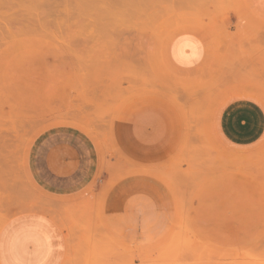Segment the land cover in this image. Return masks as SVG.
Here are the masks:
<instances>
[{"label":"rangeland","instance_id":"obj_1","mask_svg":"<svg viewBox=\"0 0 264 264\" xmlns=\"http://www.w3.org/2000/svg\"><path fill=\"white\" fill-rule=\"evenodd\" d=\"M16 1L9 13L24 18L13 22L0 5V228L65 202L79 209L64 213L75 240L69 264H264V227L242 212L234 153L205 132L198 89L189 92L167 62L169 41L190 26L219 51L231 29L261 39L264 26L241 0H95L71 6L69 19L35 15L37 26L25 16L46 3ZM147 110L161 112L168 146L126 145V123ZM57 125L100 145L95 183L62 201L26 171L33 138Z\"/></svg>","mask_w":264,"mask_h":264},{"label":"crops","instance_id":"obj_2","mask_svg":"<svg viewBox=\"0 0 264 264\" xmlns=\"http://www.w3.org/2000/svg\"><path fill=\"white\" fill-rule=\"evenodd\" d=\"M241 5L253 22L264 26V0H241ZM199 30L190 26L175 34L167 46V62L189 92L198 89L205 132L234 153L242 212L251 216L252 227H264V32L258 34L261 39L252 38L254 31L247 34L250 38L240 39L231 29L219 51ZM164 131L161 112L147 110L130 117L124 141L130 147L168 146ZM96 148L99 143L78 128L44 129L27 150L28 179L55 201L78 198L95 183ZM50 206L46 213L26 211L5 221L0 228V264H69L75 240L69 239L64 213L79 209L65 202Z\"/></svg>","mask_w":264,"mask_h":264},{"label":"bare ground","instance_id":"obj_3","mask_svg":"<svg viewBox=\"0 0 264 264\" xmlns=\"http://www.w3.org/2000/svg\"><path fill=\"white\" fill-rule=\"evenodd\" d=\"M36 1H43V3L45 4L46 3V5H43V7L44 8H35L34 10H33V12H35L33 15H32V18H30L31 16L29 15V13H28V11L26 10V9H24V10H22V12H23V14L24 13H28V16H25V17H27V22H31V24L30 25H32V23H37L38 21H40V23H41V20L43 19V18H39V17H43V16H41V15H46V19H47V15L49 16V15H55V16H60V15H62L63 16V12H65L66 14L68 13V15H66L65 16V18H67V17H69V12L71 13L72 12V10L70 9V7L71 6H73V5H75V6H80V4H85V3H87V6H94L95 5V0H83V1H77V0H18V3H26V2H29V3H32V2H36ZM104 1V0H103ZM106 1V0H105ZM112 1V0H111ZM114 1V0H113ZM117 1V0H116ZM123 1V0H122ZM15 2L17 3V1L15 0H0V5H4L3 7H5L6 8V10H7V13L6 14H3V17L6 19V20H12V22H13V20H15V19H17V18H15V17H19L18 19H20V18H22L23 17V15H22V13L20 14L19 12H18V14H16V13H14V12H11V13H9L10 11H12L15 7ZM100 2V1H99ZM101 3H103V5H104V2H101ZM101 3H99V5H102ZM107 3H108V0H107ZM112 3V2H111ZM98 4V3H97ZM109 4V3H108ZM114 4V3H113ZM117 4H118V2H117ZM111 5V4H110ZM18 6H20V5H18ZM42 6V5H41ZM81 6H86V4L85 5H81ZM86 6V7H87ZM108 7L107 6V4L106 5H104V7ZM100 7L101 6H98V8L100 9ZM105 7V9H107ZM110 7H112V5L110 6ZM126 7V6H125ZM75 8H77V7H75ZM90 8V7H89ZM88 8V9H89ZM80 9V7H78V9L77 10H79ZM84 9V8H83ZM82 9V10H83ZM87 9V8H86ZM91 9V8H90ZM103 9V8H102ZM104 9V10H105ZM109 9V8H108ZM108 9L106 10L107 12H108ZM114 9H116V7L114 8ZM9 10V11H8ZM31 10V9H30ZM71 10V11H70ZM76 10V11H77ZM111 9H109V11H110ZM27 11V12H26ZM69 11V12H68ZM81 11V9L79 10V12ZM113 11V10H112ZM127 11V10H126ZM31 13H33L32 11H30ZM103 13H106L105 15L106 16H109V15H111L112 17H114L115 16V13L114 14H112V13H110V14H107V12H104V11H102ZM9 13V14H8ZM19 15V16H18ZM21 15H22V17H21ZM25 15V14H24ZM35 15L37 16L36 17V19H38V21L36 20V19H34L33 17H35ZM116 15H117V12H116ZM110 16V17H111ZM2 17V20L4 19ZM116 18H119V17H117V16H115ZM114 17V18H115ZM24 18V17H23ZM60 18V17H59ZM75 18V17H74ZM29 19H31V20H29ZM32 19H34V22H32ZM67 19H69V18H67ZM45 20V18L42 20V21H44ZM17 21V20H16ZM37 21V22H36ZM5 22V21H4ZM9 22V21H8ZM8 22H6V23H8ZM75 22V21H74ZM39 23V24H40ZM36 25V24H35ZM34 25V26H35ZM33 26V25H32ZM37 26V25H36ZM39 26H41V25H39ZM105 142V141H104ZM18 234H20V233H18ZM17 237V236H16ZM6 241V240H5ZM10 241V240H9ZM19 242V241H18ZM15 243V242H14ZM6 246V245H5ZM11 246V245H10ZM14 246V245H13ZM13 248V247H12ZM11 248V249H12ZM17 248V251H16V253H18V256L20 257V254H21V245L19 246H17L16 247ZM14 251V250H13ZM7 252V251H6ZM8 254V253H7ZM16 256V255H15ZM12 257H13V255H12ZM16 260V259H15ZM18 261V260H17Z\"/></svg>","mask_w":264,"mask_h":264}]
</instances>
